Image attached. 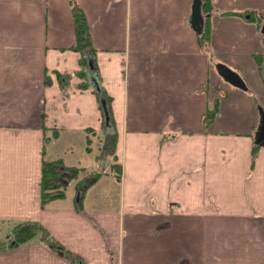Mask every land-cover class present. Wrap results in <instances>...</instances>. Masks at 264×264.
Masks as SVG:
<instances>
[{
	"label": "crops",
	"instance_id": "1",
	"mask_svg": "<svg viewBox=\"0 0 264 264\" xmlns=\"http://www.w3.org/2000/svg\"><path fill=\"white\" fill-rule=\"evenodd\" d=\"M194 2L76 0L80 51L69 0H0V264H264V0H212L199 33ZM98 152L116 198L79 200ZM44 162L74 173L42 206ZM27 222L48 241L10 247Z\"/></svg>",
	"mask_w": 264,
	"mask_h": 264
},
{
	"label": "trees",
	"instance_id": "2",
	"mask_svg": "<svg viewBox=\"0 0 264 264\" xmlns=\"http://www.w3.org/2000/svg\"><path fill=\"white\" fill-rule=\"evenodd\" d=\"M69 2L72 5V11L74 16V23H75V31L77 36V42L78 46L77 49L80 51H87L91 46V39H90V33L88 28L87 19L83 13V11L80 9L78 4L76 3V0H69ZM203 5L202 9L205 12H210L212 5V0H202ZM244 19L250 21V22H257L258 25H261V18L259 15L255 16H244ZM210 39V27L208 26L206 30H204L202 34L201 40L204 42H208ZM264 84V80H263ZM218 112V104L214 106V109L212 111H208L206 114V126H210L216 118V114ZM92 132V131H89ZM116 136L113 133H106L103 142L105 145L103 146V149L105 151H109V155L111 154L113 157V160L116 161V155H115V147H116ZM89 143V141H88ZM260 146L254 145L253 149V157H256L257 150ZM74 170L63 167L59 162H44V170H43V178H42V206L47 205L48 202L54 199H60L63 198V192L65 190V187L67 186L68 182L73 178V172ZM98 177V175H96ZM83 183H80L79 186H82ZM41 235L42 238L48 241L49 236L47 232L36 223H22L19 225H16L13 228L12 232V239L9 244L12 245V247H18L21 244H24L33 238H35L37 235ZM49 243L56 247V245L49 241ZM8 243H1L0 242V250L4 248V246ZM11 247V246H10Z\"/></svg>",
	"mask_w": 264,
	"mask_h": 264
},
{
	"label": "water",
	"instance_id": "3",
	"mask_svg": "<svg viewBox=\"0 0 264 264\" xmlns=\"http://www.w3.org/2000/svg\"><path fill=\"white\" fill-rule=\"evenodd\" d=\"M202 0H195L194 2V10L192 15V24L197 31V33L201 32L203 24H204V18L202 14ZM262 32L264 34V26L262 28ZM218 73L232 86L237 87L239 89H246V85L243 81V79L238 75L235 71L231 70L225 65H218L217 66ZM95 79V76H91L90 80ZM95 81V80H94ZM256 144L258 145H264V116H262L261 119V127L260 131L257 134Z\"/></svg>",
	"mask_w": 264,
	"mask_h": 264
},
{
	"label": "rangeland",
	"instance_id": "4",
	"mask_svg": "<svg viewBox=\"0 0 264 264\" xmlns=\"http://www.w3.org/2000/svg\"><path fill=\"white\" fill-rule=\"evenodd\" d=\"M81 136H83V135H81ZM90 137H92V136H90ZM94 146H95V143H94ZM94 146H93V148H94ZM101 146H104V145H98L97 147L100 148ZM91 151H94V150H91ZM91 151H89V152H91ZM106 152L109 153V151H106ZM92 157H94L93 153L90 156H86L85 158L86 159H92ZM92 163H94L93 172H95L96 174L98 173V176H99L98 179H101V180L96 185L94 183L91 186L88 185L87 186L88 188L82 189L81 192L78 195L79 196L78 197L79 200H81L82 196H85V195H87L88 197H94V196L103 197V196H105L104 197V199H105L106 195H108V194H111L113 196V198L115 199L116 195H117V192H115L116 187L112 189L110 187L105 186V179L108 176L104 175V172H106L108 170V168L106 166H104L105 164H107V162L101 158V153L100 152H98V158L95 161L92 160ZM78 175H79V173H78ZM91 178H94V177L92 176V177H90V179ZM107 188L112 190V191H114V192L108 191Z\"/></svg>",
	"mask_w": 264,
	"mask_h": 264
}]
</instances>
